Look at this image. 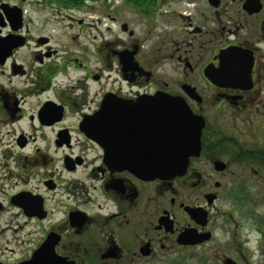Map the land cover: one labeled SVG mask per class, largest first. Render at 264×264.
Wrapping results in <instances>:
<instances>
[{
	"label": "flooded vegetation",
	"instance_id": "af4514ba",
	"mask_svg": "<svg viewBox=\"0 0 264 264\" xmlns=\"http://www.w3.org/2000/svg\"><path fill=\"white\" fill-rule=\"evenodd\" d=\"M165 95L199 151L148 179ZM44 244L45 264H264V0H0V264Z\"/></svg>",
	"mask_w": 264,
	"mask_h": 264
},
{
	"label": "water",
	"instance_id": "95a60500",
	"mask_svg": "<svg viewBox=\"0 0 264 264\" xmlns=\"http://www.w3.org/2000/svg\"><path fill=\"white\" fill-rule=\"evenodd\" d=\"M155 104L164 107L165 126L167 128V123L170 122L172 131L165 132L164 149L162 147L149 149V157L145 158L149 165L133 170L148 179L156 177L166 179L184 173L189 157L198 154L201 128L194 125L195 118L182 97L165 95L163 101ZM45 246L44 244L36 251L32 264H45L41 262L47 257Z\"/></svg>",
	"mask_w": 264,
	"mask_h": 264
},
{
	"label": "rangeland",
	"instance_id": "374dc122",
	"mask_svg": "<svg viewBox=\"0 0 264 264\" xmlns=\"http://www.w3.org/2000/svg\"><path fill=\"white\" fill-rule=\"evenodd\" d=\"M101 1H105V0H101ZM113 1H119L120 2L121 0H113ZM91 15H92L91 18L93 20L98 19L97 13H92ZM123 20H126L130 23V18H125ZM109 25L112 28L111 32L108 29H106ZM132 26H133V28H132ZM96 27H98V29ZM130 28H132L134 30L135 38L141 42L144 40L145 37L148 36V33H146L145 25L143 24V21L141 18L134 21V25L131 24ZM86 29L91 30L94 34H96L99 31L100 33H103V35L105 37H107L109 35V32L110 33L113 32V30L115 29V25L110 24L107 20H102L101 24L94 23L93 27H89V25H87ZM75 31L76 30H73V29L68 30V32H71V33H75ZM116 32L118 33V37H120V38L124 37V35L119 34L118 31H116ZM147 42L151 43V44H156V37L154 36L150 41L148 40ZM145 50L146 49H143V51H145ZM184 263L188 264V261H186Z\"/></svg>",
	"mask_w": 264,
	"mask_h": 264
},
{
	"label": "trees",
	"instance_id": "16d2710c",
	"mask_svg": "<svg viewBox=\"0 0 264 264\" xmlns=\"http://www.w3.org/2000/svg\"><path fill=\"white\" fill-rule=\"evenodd\" d=\"M69 5L71 4V5H76V4H78L79 2H81V1H84V0H65ZM127 1H129V2H131V3H133V4H135V5H137V4H140V3H142V2H144V1H146V0H127Z\"/></svg>",
	"mask_w": 264,
	"mask_h": 264
}]
</instances>
